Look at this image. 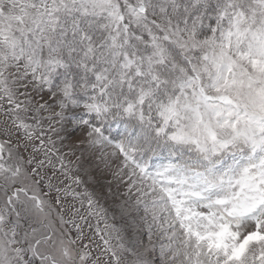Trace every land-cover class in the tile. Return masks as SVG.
Returning a JSON list of instances; mask_svg holds the SVG:
<instances>
[{
    "label": "snow or ice",
    "instance_id": "6c2138e0",
    "mask_svg": "<svg viewBox=\"0 0 264 264\" xmlns=\"http://www.w3.org/2000/svg\"><path fill=\"white\" fill-rule=\"evenodd\" d=\"M0 264H264V0H0Z\"/></svg>",
    "mask_w": 264,
    "mask_h": 264
}]
</instances>
